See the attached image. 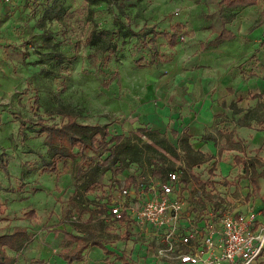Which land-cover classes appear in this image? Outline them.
I'll use <instances>...</instances> for the list:
<instances>
[{
	"label": "rangeland",
	"instance_id": "obj_1",
	"mask_svg": "<svg viewBox=\"0 0 264 264\" xmlns=\"http://www.w3.org/2000/svg\"><path fill=\"white\" fill-rule=\"evenodd\" d=\"M221 1L105 0L91 4L86 0H21L5 5L0 0V154L6 152L4 160L10 171V176H6L0 170V201L5 209L0 234L12 233L18 227L29 233L20 251L7 249L15 257L14 264H39L41 260L47 264H68L65 256L86 242L65 237L64 230L91 238L72 264H154L151 258L155 255L147 250L151 247L150 238L128 243L124 233L105 221L96 220L88 226L85 222L91 214L97 216L96 211L106 207L109 198L118 196L116 186L125 181L122 174H114L118 166L103 174L95 188L83 192L77 206L73 205L71 198L86 179L77 174L80 157L59 160L53 165L45 134L39 131L37 123L41 119L60 125L72 115L84 124L107 126L113 135L135 132L144 142L151 143L139 128L130 131L128 122L134 119L135 110L138 112L144 77L148 72L161 71L160 67L171 61L169 37L161 33L177 31L180 37L188 36L183 24L185 16L192 23L200 20L219 26V13L232 11L228 10L231 7L226 0L222 4ZM253 9L246 20L237 23L244 32L245 24L264 10V0H259ZM263 27L250 32L254 34L253 40L259 35L263 38ZM95 28L114 32L117 52L110 60L106 55L90 56L93 51L89 37ZM129 29L142 31L141 36H125ZM151 31L156 35L154 47L149 42ZM166 40L167 44H163ZM153 53L160 67L149 68L154 63ZM256 107V120L264 128V98L258 99ZM165 135L178 147L172 133ZM139 145L143 148L138 153L140 161L127 160L123 171H141L148 178L161 165L160 157L142 143ZM239 145H244L243 141ZM251 152L252 156H248L244 148L240 157L263 160V146ZM89 155L96 162L107 157L106 153L101 156L93 151ZM172 159L177 168L183 167L180 157ZM217 165L210 161L190 170L188 178L183 177L185 197L198 194L192 199L200 206L196 210L201 209L203 197L217 203L225 201L217 192L218 187L225 189V195L236 196L237 190H229L245 179L243 174L235 176L231 172L219 180L215 177ZM236 166L243 169L244 165L238 161ZM92 241L102 243L111 254L103 253ZM136 245L139 249L134 253Z\"/></svg>",
	"mask_w": 264,
	"mask_h": 264
},
{
	"label": "crops",
	"instance_id": "obj_2",
	"mask_svg": "<svg viewBox=\"0 0 264 264\" xmlns=\"http://www.w3.org/2000/svg\"><path fill=\"white\" fill-rule=\"evenodd\" d=\"M257 5L238 8V10L231 7L228 9L232 10L229 13L224 10L219 13V26L214 25L212 21V23H206L199 20L198 23H192L185 16L183 24L189 35L177 37L176 44L170 49L169 63H164V67H160L161 63H157L156 60L149 67L159 66L161 71L148 72L144 77L138 112L135 110L134 119L131 118L130 123L128 122L130 131L146 127L158 130L164 135L168 132L172 133L178 142L179 137L188 135L195 149L214 157L211 161L218 163L215 177L219 180L227 177L231 172L235 176L239 173L243 174L245 179L229 190L230 192L237 190L236 196L225 195L222 193L225 189L218 187L217 192H221L220 195L225 198V201L217 203L203 197L201 208L204 209L210 205L214 212H231L229 209H232V212L247 217L255 214L253 230H258L260 223L264 222V179H258L259 191L249 197V194L253 192V185L244 172V166L240 169L236 166V162L238 157L243 165L252 160L240 157L244 155V148L248 156H252L253 149L262 146L264 148V128L259 126L257 117L249 119L247 125L239 122L249 111L257 113L256 105L259 97L256 95L264 93V44L260 35L253 40L254 34L251 35L249 32L263 10L245 24V32L242 29L243 26L240 27L237 23L246 20L248 13ZM223 27L232 32L234 38L218 40L217 37ZM165 42L167 44V40L163 44ZM233 106L242 109V112L235 114ZM131 116L133 115L130 114ZM133 123L137 126H133ZM242 141L244 145L240 147L239 143ZM221 148H224L222 154ZM179 153L180 162L184 168L182 152L179 151ZM262 159L264 160V157ZM242 160L246 162L242 163ZM138 173L143 174L141 171L129 173L128 170L120 174L125 176V181H128ZM151 175H153L152 172ZM197 195L192 193L187 197L186 206L191 210L190 213L200 208L198 203L192 201L193 197H198ZM99 217L93 221L101 220ZM78 222L81 223V220ZM256 222L259 223L258 226ZM110 226L124 233V237L127 236L129 239L126 241L128 243L134 242L131 240L135 239L150 238L151 247L147 250L153 256L155 255L158 243L149 229H142L131 222L129 224L115 223ZM138 249L139 246L136 245L134 253ZM101 251L104 253L103 249ZM151 259L154 260V264H180L177 261H160L156 256ZM255 264H264V252Z\"/></svg>",
	"mask_w": 264,
	"mask_h": 264
},
{
	"label": "trees",
	"instance_id": "obj_3",
	"mask_svg": "<svg viewBox=\"0 0 264 264\" xmlns=\"http://www.w3.org/2000/svg\"><path fill=\"white\" fill-rule=\"evenodd\" d=\"M91 4H97L105 0H86ZM21 2V1H19ZM227 5L234 7L235 5L239 7H247L257 5L259 0H226ZM224 3V0L220 2ZM259 26H264V10L261 12L260 17L254 25L249 29L252 32L255 28ZM146 28V25L143 29ZM142 31H134L129 29L126 31L125 36L138 37L141 36ZM152 38L149 40L152 46H156V35L151 31ZM161 34L169 37V45L173 47L176 44V39L178 37V32L174 31L172 34L169 32H162ZM234 34L228 31L225 27L219 33L217 39H232ZM90 45L93 53L90 55H106L107 59L114 56L117 52V44L114 40V32L110 30H100L94 29L89 37ZM262 44H264V35L262 38ZM156 54H152V62H155ZM256 97L264 98V93L256 95ZM36 106L39 105V98L36 96L35 99ZM235 114L242 112V109L233 106ZM38 108V107H36ZM255 111H249L246 113L242 119H240V124L247 125V121L251 118L256 117ZM39 131L45 134V143L48 147L49 157L54 163L59 160H75L77 156L80 157L78 162L77 174L86 177L85 181L82 183L79 190H76L74 196L71 198V203L77 206L78 200H81L83 192H89L95 188L99 183L100 177L107 171H110L113 166H118L115 169L114 174H120L123 172L124 168L122 165L127 160H132L138 162L141 159V155L138 153L143 149L140 147L139 143L152 152L156 153L160 157V166H156L151 172L155 176H162L169 170H175L176 163L172 158L180 157L179 151L182 152L183 162L185 167L180 168L183 171V176L188 178L189 171L195 167L201 166L210 162L214 157L197 150L190 143V137L188 135H183L179 137L178 147L172 144L166 135L162 134L158 130H152L150 128H139L138 131L149 138L150 142H144L142 137L131 132L129 135L116 134L113 135L107 126H102L100 124H84L77 120L75 116L68 115L67 121L58 125L55 123L49 124L44 120L39 119L38 121ZM20 130L23 133V123H20ZM77 150V152L75 151ZM93 151L99 155L107 154V157L103 161L96 162L90 155L89 152ZM143 151V150H142ZM224 148L220 149L222 154ZM6 152L3 151L0 154V170L5 173L6 176H10V171L8 168V163L4 158L6 157ZM241 162V159H237ZM82 164L86 165V168L82 167ZM260 168V170H259ZM54 169V167L52 168ZM244 172L250 178L253 185V192L249 194V197L257 194L259 191L258 179H264V161L261 159H252L244 163ZM209 199V198H208ZM106 207H102L100 211H96L97 216L91 214L87 221L90 225L94 219L106 212ZM5 213V209L0 201V220L1 215ZM34 216V211L31 212ZM80 220V219H79ZM80 223V222H79ZM81 224V223H80ZM76 229H80L79 225H76ZM65 237H69L74 240L84 241L86 243H81L77 248L73 249L72 253L65 256V260L68 264H72L78 257V255L87 248V245L91 238L85 237V235H74L67 231H63ZM29 239V233L27 229L18 227L12 233L0 234V264H14L15 257L7 253V249L18 252L20 251L26 241ZM94 245L102 248L105 253L111 254V252L100 242L92 241ZM39 264H47L45 261H38Z\"/></svg>",
	"mask_w": 264,
	"mask_h": 264
},
{
	"label": "built area",
	"instance_id": "obj_4",
	"mask_svg": "<svg viewBox=\"0 0 264 264\" xmlns=\"http://www.w3.org/2000/svg\"><path fill=\"white\" fill-rule=\"evenodd\" d=\"M21 0H2L11 4ZM184 38V37H182ZM141 173L117 185L118 196L106 202L99 218L110 225L137 224L157 239L155 256L180 264H255L264 252V223L253 230L255 214L214 212L211 206H186L180 168L162 176Z\"/></svg>",
	"mask_w": 264,
	"mask_h": 264
}]
</instances>
